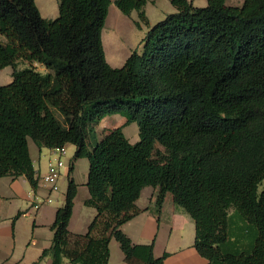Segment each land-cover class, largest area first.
Instances as JSON below:
<instances>
[{"label":"trees","instance_id":"1","mask_svg":"<svg viewBox=\"0 0 264 264\" xmlns=\"http://www.w3.org/2000/svg\"><path fill=\"white\" fill-rule=\"evenodd\" d=\"M168 1L175 12L148 26L140 52L113 68L101 38L110 0H59L53 20L35 0H0V70L12 69L0 86V177L37 186L28 139L75 148L41 255L52 264H108L112 238L127 264H163L166 255L120 229L139 213L145 187L157 188L158 208L170 194L192 219L193 247L207 264H264V0ZM146 2L113 0L141 22ZM112 115L125 120L89 147L87 128ZM132 123L135 143L123 133ZM78 159L88 162L84 205L96 211L85 234L68 230ZM231 211L257 230L248 250L224 248Z\"/></svg>","mask_w":264,"mask_h":264},{"label":"crops","instance_id":"2","mask_svg":"<svg viewBox=\"0 0 264 264\" xmlns=\"http://www.w3.org/2000/svg\"><path fill=\"white\" fill-rule=\"evenodd\" d=\"M58 1L35 0V5L42 18L53 20L58 16ZM188 1L193 4V0ZM156 2V0H147L144 7L147 20L150 19V15L153 13V9L148 8V6L153 7ZM116 10L118 9L116 8ZM116 10L111 5L109 6L104 28L118 27L123 24L127 27L135 26L138 18L137 12L133 11L129 16H125L121 12L119 14V10ZM102 45L105 59L113 68L121 67L132 50L128 48L122 53L111 54L109 45H105L103 39ZM21 65H23V68L26 66ZM18 68H20V65ZM37 70L44 71L41 66H37ZM104 120L120 125L125 117H120V115L107 116L100 121L98 128ZM130 126L132 124L126 126L123 133L130 143H135L138 136L135 131H133L131 138L126 136V128H130ZM105 129L103 128V130ZM44 149L47 148H38L31 139H28L29 156L39 180L46 172L49 161H53L57 156L51 149H48L49 152L44 151ZM51 156H55V158ZM71 159L70 155L67 158L69 164ZM84 160L74 161L71 174L73 181L78 186L68 224V230L73 234H85L90 222L96 215L94 208L84 205V201L89 197L85 185L87 177L83 182H77L74 178L80 164L86 166V173H88V162ZM63 168L64 166L61 170ZM67 178L68 171L63 175L61 174L58 180L59 190L57 194H52L53 197L59 196L60 202L44 204L40 208L34 209L30 196L33 188L24 176L17 178L0 177V264H52L50 256L42 257L41 255L44 250L51 246L53 236L51 225L54 222L56 210L63 205L68 183ZM36 194L45 197L47 191L44 187L38 186ZM156 195L157 188L145 187L141 191L135 203L139 213L124 223L120 227L121 231L133 244H152L154 257L166 255L163 264H207V261L200 257L193 247L195 226L192 219L173 203L170 194H166L158 208L155 201ZM108 248V264H127L115 239L112 238L109 241ZM62 264L71 263L64 259Z\"/></svg>","mask_w":264,"mask_h":264},{"label":"rangeland","instance_id":"3","mask_svg":"<svg viewBox=\"0 0 264 264\" xmlns=\"http://www.w3.org/2000/svg\"><path fill=\"white\" fill-rule=\"evenodd\" d=\"M110 1L111 7L116 10L113 5V0ZM156 1V5H154L153 7L148 6V8L153 9V13L152 15H150L149 20L146 19V22H141L139 21V18H137L136 21L139 22V27L134 25L127 27V25L125 24L118 27H103L104 29L102 30L101 38L103 39L105 45H109L111 49V54L122 53V51L128 50V48L132 49L131 52H140L142 48V39L144 38V35L148 30V26H152L160 22L167 15L173 14L175 12V8H173V6L169 4L168 0ZM242 2L243 0H226L225 4L227 6H240ZM206 5V0H193L194 7L201 8L205 7ZM170 9L173 10L171 11ZM118 13L120 14L119 11ZM20 68H23V65H20ZM11 73L12 70L10 67H5L0 70V86L7 85L12 81ZM120 117L122 116L120 115ZM116 124L118 123H113L104 120L100 124L99 128L98 125L94 128H87V142L89 147L93 146L101 138L102 132H105L106 134L109 129L119 126ZM103 128H106L105 131L103 130ZM133 131H135V133H137L138 135V127L135 123H132V126H130V128H126V136H128V138H131ZM138 139L139 138L137 136V141ZM44 151L49 152L48 149H44ZM65 151L66 154L61 158L64 163V168L61 170L62 175L69 170V163L67 161V158L70 155L71 157L73 156L74 147L65 146ZM51 157L55 158V156ZM84 161H86V159ZM86 170V166H81V164L78 166L76 173L74 174V178H76L77 182H83L84 180H86ZM229 217V240L225 244L224 248L231 253H237L242 252L244 250H248L252 242H254V239L256 238V228L253 225L244 222L243 218L237 212L231 211Z\"/></svg>","mask_w":264,"mask_h":264},{"label":"built area","instance_id":"4","mask_svg":"<svg viewBox=\"0 0 264 264\" xmlns=\"http://www.w3.org/2000/svg\"><path fill=\"white\" fill-rule=\"evenodd\" d=\"M57 156L53 161H49L47 170L40 180H37V186L30 192L32 206L34 209L40 208L44 204H52L60 202L59 196L53 197L52 194H57L58 180L61 176V168L64 166L62 157L66 154L65 147L51 149ZM42 186L46 189L47 195L40 197L36 194V188Z\"/></svg>","mask_w":264,"mask_h":264}]
</instances>
